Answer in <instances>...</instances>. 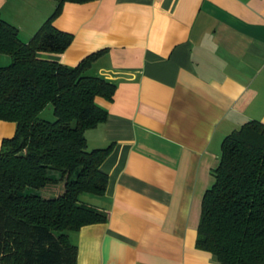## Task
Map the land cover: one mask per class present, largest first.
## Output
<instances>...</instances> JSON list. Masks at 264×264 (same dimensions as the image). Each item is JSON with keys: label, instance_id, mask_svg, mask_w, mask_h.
I'll use <instances>...</instances> for the list:
<instances>
[{"label": "crops", "instance_id": "0c3cea01", "mask_svg": "<svg viewBox=\"0 0 264 264\" xmlns=\"http://www.w3.org/2000/svg\"><path fill=\"white\" fill-rule=\"evenodd\" d=\"M55 6L0 0V17L27 43ZM53 26L73 40L40 59L75 67L104 50L88 73L116 86L85 132L88 151L112 145L106 191L80 198L107 221L69 235L76 264H218L195 247L201 202L223 139L264 124V0L65 3ZM15 129L0 122V145Z\"/></svg>", "mask_w": 264, "mask_h": 264}, {"label": "trees", "instance_id": "16d2710c", "mask_svg": "<svg viewBox=\"0 0 264 264\" xmlns=\"http://www.w3.org/2000/svg\"><path fill=\"white\" fill-rule=\"evenodd\" d=\"M52 1L54 12L27 43L0 17V58H10L0 66V122L16 126L0 145V264H76L69 235L107 221L106 213L79 199L104 195L108 183L100 166L112 145L88 151L85 138L107 119L95 99L110 102L116 91L114 83L88 74L105 51L75 67L39 57L62 54L73 40L53 26L65 3L97 0ZM48 105L54 121L39 119ZM212 177L201 202L196 249L218 264H264L263 123L248 121L223 139ZM58 181L63 190L53 199L26 193Z\"/></svg>", "mask_w": 264, "mask_h": 264}, {"label": "rangeland", "instance_id": "374dc122", "mask_svg": "<svg viewBox=\"0 0 264 264\" xmlns=\"http://www.w3.org/2000/svg\"><path fill=\"white\" fill-rule=\"evenodd\" d=\"M10 63V58L8 56H1L0 59V66H7ZM89 74V73H88ZM39 119L41 120H46V121H54L55 117L53 115V109L50 105H48L39 115ZM54 178H59V175L57 173H52L51 174ZM63 184L62 182L58 181L57 183L53 185H49L45 187L42 190H34V189H27L26 193L31 194V195H39L45 199H53L57 197L58 194L57 191L62 190ZM82 196V195H81ZM79 197V199L81 198ZM81 201V199H80Z\"/></svg>", "mask_w": 264, "mask_h": 264}]
</instances>
